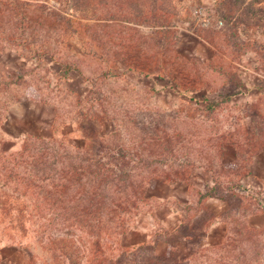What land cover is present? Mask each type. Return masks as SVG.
Here are the masks:
<instances>
[{
    "label": "rangeland",
    "instance_id": "obj_1",
    "mask_svg": "<svg viewBox=\"0 0 264 264\" xmlns=\"http://www.w3.org/2000/svg\"><path fill=\"white\" fill-rule=\"evenodd\" d=\"M23 1L0 0V116L5 119L0 141L17 149L28 132L61 136L67 129L76 138L84 121L91 119L108 136L120 138L126 149L147 154L141 149L146 146L156 154L171 148L165 159L152 162L154 157L149 158L150 167L172 165L190 171L188 184L155 185V198L121 236L125 245L142 241L147 245L139 247L135 256L128 252L127 258L121 256L123 264L155 261L154 253L164 255L165 264H179L186 244L180 229L174 230L181 220L178 210L190 218L200 210L198 192L207 183L219 185V195L209 199L210 208L223 213L221 218L234 220L235 229L245 222L243 215L254 211L262 212L256 221L264 224V51L248 46L234 50L227 40L230 24L220 14L218 0H173L177 14L171 19L169 40L176 38V43L163 48L159 59L155 58V36L145 23L123 17L82 18L67 0L16 4ZM24 11L35 20L22 21ZM65 17L70 18L71 28ZM263 31L262 27L239 28L238 35L247 41H264ZM131 42L139 44L137 57L146 59V74L128 69L125 63L134 55L131 49L128 53ZM64 62L72 65L67 74ZM156 63L166 69H153ZM114 65L111 71L118 75H106ZM170 72L200 79L187 83L194 90L184 95L163 77ZM236 80L243 85L231 100L209 112L204 94L215 97ZM103 113L116 122L98 121L96 117ZM134 164L141 166V162ZM2 182L0 199L3 190L15 199L19 190ZM187 185L189 191L184 192ZM184 193L194 210L178 201ZM30 208L25 210L29 215L24 229L0 209V250L12 259L16 256L20 264H49L47 234H63L67 227L60 221L47 224L44 214L39 216ZM12 214L19 215L17 208ZM166 227L173 234L166 233ZM262 235L256 238L257 244L264 243ZM241 238L247 241L243 234ZM197 241L195 235L190 237V242ZM81 244L88 250L89 239L83 236ZM103 252L114 258L120 254L115 244L104 251L102 247Z\"/></svg>",
    "mask_w": 264,
    "mask_h": 264
},
{
    "label": "trees",
    "instance_id": "obj_2",
    "mask_svg": "<svg viewBox=\"0 0 264 264\" xmlns=\"http://www.w3.org/2000/svg\"><path fill=\"white\" fill-rule=\"evenodd\" d=\"M172 1L67 0L69 7L82 18L95 17L104 20L106 17H113V19L123 17L137 24L149 25L155 36L153 41L155 46H153L157 59H159L158 54L163 48L167 49L176 43V38L169 40L172 38L173 29L171 19L177 14ZM32 2L24 0L20 4H16L26 6L33 4ZM20 8L23 9L22 6ZM218 9L230 24V35L227 40L235 47V51L241 50L245 46L257 51H264V41L255 38H248L247 41L238 35L239 28L242 31L250 27L264 29V0H218ZM24 12L26 15L22 21L23 19L35 20L28 12ZM65 20L68 28H71L70 18L65 17ZM138 45L135 42L130 43L128 53L133 52L134 55L133 58L131 56L125 58V63L128 64V69L139 70L140 73L146 74L147 72L144 71L148 67L145 66L146 59L141 60L140 57H137ZM63 64L64 73H69L72 65L67 62ZM115 67L117 66H111L105 72L106 75H118L117 71H111ZM152 68L155 70L166 69L157 63ZM172 70L179 69L173 67ZM160 75L163 74L159 73L158 76L160 77ZM163 77H167L171 86L184 95L194 90L193 86H189V88L187 83L193 85L200 79L197 75H189L184 72H176V74L170 72ZM241 85L243 82L236 80L215 97L204 94L206 109L212 112L220 104L230 101L237 92V87ZM1 114L3 115V113ZM96 118L103 123L116 122L104 113L100 118ZM4 120L0 116V128L3 127ZM69 131L68 129L62 131L61 136L28 132L17 149H14L13 144L7 143L6 140L0 141L2 186L7 185L13 190L16 188L20 192L16 198H22V201L18 202L16 198L11 199L9 193L3 190L0 209L5 214L11 215L12 219H17L18 225L23 229L25 221L28 219L27 215H29L25 211L28 206L31 207L29 210L39 216L44 214L48 221L47 224L58 221L64 223L67 230L63 234H47L46 246L52 256L49 264H123L122 259L127 258L128 253H133L132 255L135 256L139 247L147 245L145 241L125 245L121 241V236L129 230L130 224L136 220L142 208L155 198V185L174 181L187 182L190 171L183 167L174 168L172 165L170 166L172 168L168 169L150 167L149 158L154 157L152 162L165 159V152L170 151L171 148L168 147L165 152L156 154L152 149L148 150L146 146H141V149L147 154L136 149H134L135 151L126 149L125 143L120 138L108 136V133L99 130L97 125L91 122V119H86L81 125L79 137L75 138ZM163 142L164 140H161V143ZM137 144L139 143L137 142ZM134 162H141V166L136 167ZM218 187L217 183L206 184L204 190L198 192V201L218 196ZM178 201L182 202L180 199ZM14 208L19 211V215L15 217L12 214ZM205 218L199 215L192 221L190 217L181 215L179 228L186 223H191L189 229L195 233L206 223L207 219ZM12 219H10V227L13 226ZM258 231L255 227H251L244 238L256 243V238L259 237V234L264 233V228ZM75 233L77 236L74 235ZM83 236L89 239L88 250L81 246ZM242 239L239 238V241ZM111 244H115L120 250V254L115 258L104 252L101 253L102 247L104 251V247ZM222 244L232 245V242L225 239ZM7 247L5 245L3 248ZM121 256L123 258H120ZM152 257L156 260L147 258V261H142L145 264L166 263L164 255L154 253ZM0 264H20V261L16 256L12 259L0 250Z\"/></svg>",
    "mask_w": 264,
    "mask_h": 264
},
{
    "label": "crops",
    "instance_id": "obj_3",
    "mask_svg": "<svg viewBox=\"0 0 264 264\" xmlns=\"http://www.w3.org/2000/svg\"><path fill=\"white\" fill-rule=\"evenodd\" d=\"M185 184L188 183L186 182ZM185 191H189L188 185L186 186L184 192ZM186 194L184 193V197H181L180 200L185 207H190L188 209L192 211L196 207H192L193 204H191V198L189 195L186 196ZM214 197L215 196L208 197L201 202L198 201L197 197V206L201 209L197 212H192L194 213L191 217L193 219L192 221H194L197 216L202 215L199 214L200 212H203V216L206 217L205 219H208L202 228H199L195 233L191 232L189 229V223H186L179 228L181 220H178L177 226L174 230L180 229L182 233L181 237L186 244L185 254L179 260V264H264L263 242H259V244H257L252 243L251 241L249 242L248 240V242L239 241L242 234L245 236L251 227H255L258 230H262L264 228L263 223L256 221L257 219L259 221V218L261 217L259 215H261L262 212L254 211L249 212L247 215H243V220H245V222L242 224L240 230L238 228L235 229L233 226L235 223L234 220L228 219V217L227 219L221 218L222 216L224 217L223 213L218 214L210 208L209 199ZM178 213L179 215H177L179 219L183 213L179 210ZM165 230L173 234L171 232V230H173L172 228L166 227ZM238 230L239 233L236 232ZM182 231H185V233ZM193 235H195L196 238L198 237L199 240L196 245H194L193 242H190V237ZM259 236L262 237L263 235L259 234ZM227 237L231 240L232 245L222 244L223 240L227 239Z\"/></svg>",
    "mask_w": 264,
    "mask_h": 264
},
{
    "label": "built area",
    "instance_id": "obj_4",
    "mask_svg": "<svg viewBox=\"0 0 264 264\" xmlns=\"http://www.w3.org/2000/svg\"><path fill=\"white\" fill-rule=\"evenodd\" d=\"M220 23H222V21H220Z\"/></svg>",
    "mask_w": 264,
    "mask_h": 264
}]
</instances>
